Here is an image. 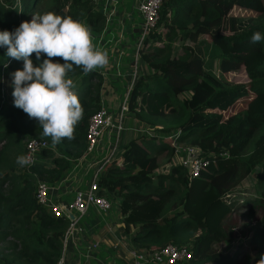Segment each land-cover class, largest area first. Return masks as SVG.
Wrapping results in <instances>:
<instances>
[{"label":"trees","instance_id":"obj_1","mask_svg":"<svg viewBox=\"0 0 264 264\" xmlns=\"http://www.w3.org/2000/svg\"><path fill=\"white\" fill-rule=\"evenodd\" d=\"M45 12L84 20L94 32L105 22L96 0H0V31H14ZM257 31L264 34V0L160 5L155 28L138 46V62L147 70L137 75L127 103L148 134L129 139L121 160L109 161L99 179V194L119 198L122 232L136 250L185 245L191 258L177 264H256L264 254V40L251 42ZM6 51L0 47V264H57L68 219L37 202L36 183L54 185L86 154L87 125L101 106L99 88L91 72H70L82 75L84 86L75 92L83 117L74 139L53 145L38 122L14 106L11 74L23 69V61ZM31 59L35 65L34 54ZM257 133L254 151L246 154ZM26 138L44 143L27 168L16 163ZM173 140L188 141L207 158L198 177L178 164L158 172L152 152L172 151ZM257 167L259 194L238 203V195L250 194L244 181L256 179ZM245 211L250 220L258 217L247 243L226 226Z\"/></svg>","mask_w":264,"mask_h":264},{"label":"crops","instance_id":"obj_2","mask_svg":"<svg viewBox=\"0 0 264 264\" xmlns=\"http://www.w3.org/2000/svg\"><path fill=\"white\" fill-rule=\"evenodd\" d=\"M107 1L105 0L101 13L105 15V23L109 20V28L105 24V28H102L100 32L91 31V34L94 45L108 53L109 62L105 67L91 72L90 82L99 88L101 106H104L116 118L121 94L127 89L130 71L133 68L131 50L137 48L140 39L142 21L134 22L133 15L137 14L136 10L138 11V5L142 0H132L131 5L129 0H124L121 10L115 7L118 0ZM145 70L147 67L141 63L139 73ZM81 76L78 77L81 78ZM80 86L81 88L84 86L82 81L78 87ZM134 121L137 120L133 119L130 122L127 120L126 124L130 126L129 123H132L134 128ZM137 125L138 127L146 126L139 121ZM131 134L132 132H126L122 136V141L120 139L121 142L116 135V143L113 144L110 141L111 133H105L97 148L77 160L60 181L54 185L48 183L51 197L65 202L72 201L69 200L72 196L70 191L76 193L78 190L87 189L98 166L106 160H121L122 146L129 139L136 137ZM113 150H115L114 155H112ZM43 160L48 162L49 158ZM172 164L174 163H169V166ZM111 199L114 205H117L114 210L102 214L98 209L90 208L69 233L67 242L65 245L63 243L61 250L62 254L65 246L66 264H133L130 252L136 249V245L130 236L122 232L124 223L119 210V198ZM104 252H107L108 256Z\"/></svg>","mask_w":264,"mask_h":264},{"label":"clouds","instance_id":"obj_3","mask_svg":"<svg viewBox=\"0 0 264 264\" xmlns=\"http://www.w3.org/2000/svg\"><path fill=\"white\" fill-rule=\"evenodd\" d=\"M262 40L261 32L252 34V43ZM0 47L7 49V57L23 61V69L11 74L14 106L37 121L53 145L74 139L83 107L68 73L80 68L88 74L109 62L108 53L94 45L91 28L54 12L34 14L30 22H22L14 31H0ZM42 56L46 58L41 62ZM54 58L63 63L53 62ZM16 163L27 166L31 156L19 155ZM256 264H264V254Z\"/></svg>","mask_w":264,"mask_h":264},{"label":"built area","instance_id":"obj_4","mask_svg":"<svg viewBox=\"0 0 264 264\" xmlns=\"http://www.w3.org/2000/svg\"><path fill=\"white\" fill-rule=\"evenodd\" d=\"M112 0H108L109 2ZM163 0H142L138 5V12L142 17L141 30H140V39L138 41V46L141 44L142 40L146 35L155 28L158 16L159 8ZM138 46L135 57V64L133 65V71L130 73L129 83L125 92V97L123 102L120 104L116 118L110 113L104 106L99 107L96 112L90 117L87 129H86V143L87 149L86 154L93 152L101 138L105 133H111V130H114L117 135L124 129L123 121L125 113L128 112V97L130 95L132 86L136 80L138 68ZM133 57V59H134ZM71 79L75 86V80L72 78L70 73L68 77ZM75 91V87H74ZM141 129V127H140ZM139 129V130H140ZM128 130V129H126ZM142 133H145L142 131ZM148 134V131L146 132ZM177 134V132H176ZM169 139L174 137V134L167 136ZM180 142L173 140L172 148L178 147ZM44 147V143L38 139L31 138L26 141L25 145V154L31 156V163L26 168L37 162L39 152ZM189 160L183 162L184 166H188V172L192 177H198L201 170L208 166L209 161L207 158H204L200 155V152L197 148L190 146L185 149ZM115 150H113L112 155H114ZM109 161L106 160L103 164L98 166L94 172L91 182L87 189L78 190L72 201L65 202L60 200H55L50 195V189L48 183L45 181H38L35 188V198L37 202L45 207L48 212L54 217H65L68 219V226L63 236V243L67 242L69 233L77 226L80 218L90 209L96 208L101 212H107L110 210L114 201L104 194H99V179L101 178L102 172L105 165ZM189 163V165H186ZM68 212L74 215L71 219L69 218ZM66 250L65 246L63 252L59 258L57 264H66L65 256ZM133 264H177L182 261H186L191 258L192 252L189 248L185 246H177L174 244H168L160 250L153 252H142L136 249H133L130 252Z\"/></svg>","mask_w":264,"mask_h":264},{"label":"rangeland","instance_id":"obj_5","mask_svg":"<svg viewBox=\"0 0 264 264\" xmlns=\"http://www.w3.org/2000/svg\"><path fill=\"white\" fill-rule=\"evenodd\" d=\"M123 3H124V0H118V4L115 5L116 9H120L121 10L122 7H123ZM104 4H105V0H96V6H97V8H101L102 9L104 7ZM131 4H132V0H129V5H131ZM136 13L137 14H134L133 15V18H134V22H137L138 23L139 21H142V17L140 16V14H139V12L137 10H136ZM81 22L84 23L85 25H87L84 20L81 21ZM105 24H106L107 28H109V20L106 23L104 22V24L102 25V28H105ZM136 49L137 48L135 47V48H133L131 50L132 57H134V54L136 53ZM133 63L135 64V57H134ZM140 64H141V62H138V68H137L138 73L140 72ZM132 71H133V68H131L130 73ZM72 78L74 80H76L75 83L77 82V84H75V90H76L78 88V85L80 84L81 78L80 77H77L75 79L74 76H72ZM129 78H130V76H129ZM125 92H126V89L123 92L124 94L123 93L121 94V98H120V101L121 102H120V104L124 100ZM133 119H134V117H133V115L129 111H128V114H127V112L125 113L124 121H123V124H122L123 127H124V129L118 135L119 136V141H120V139L122 141V136H124L126 132H132L131 136H136V137L141 136L140 133H142V131H144L145 133L147 132V126H143L142 125L141 126V131L139 130L140 127H138L137 121H134V128H132V123H129L130 126H128L126 124L127 123V120H128V122H130V121H133ZM131 128H132V130H128V131L126 130V129H131ZM110 132H111V139H110V141L113 144H115L116 143V135H117V133L114 130H111ZM258 133L255 136L256 138L246 148V151H245L246 154H249V152L254 151V149H255V143H256L257 138H258ZM28 139H30V138H26L23 141V143L25 144ZM180 143L181 144H179L178 147L176 146V147L172 148V151L171 150H165V151H160V152H157V151L152 152L153 154H156L157 157H158V163H159V170H158V172H163L164 170H166L167 169V166L171 162H173L176 165L177 164L178 165H182V164H184L183 162L189 160V157H188V155H187V153L185 151V149L187 147H190L188 141H183V142H180ZM186 165H189V163H187ZM182 166H184V165H182ZM184 167H186V166H184ZM187 167H186V170L188 171ZM257 168H258V176L256 177V179L249 177L248 179H246L244 181L245 182V185L249 189L250 194L248 193V195L247 194H240V195H238V199H237L238 203H246L248 201L247 198L249 196H257L259 194L260 187H258V185H257V184H259V182L257 183V179L259 181V178L258 177H259V174H260V171H261V167H257ZM82 190H84V189H82ZM74 194L75 193L73 191H70V195H72V196L69 197V200H72L73 199ZM116 206L117 205L112 204L110 210H108L107 212H101V213L102 214H106V213L110 212L112 209L114 210L116 208ZM262 212L263 211H261V213H259V214L261 215ZM256 219H258V217ZM256 219L252 218L250 220L247 217V215H246V211L245 212H242V213H234L233 216L230 218V220L226 223V226L229 229L233 230L238 235L239 239L241 238L244 243H247L249 241L250 236L254 233L253 227H254V223L257 221ZM181 246H185V245H181ZM185 247H187V246H185ZM104 253H106V255L108 256L107 252H104ZM109 263H112V262L109 261Z\"/></svg>","mask_w":264,"mask_h":264},{"label":"water","instance_id":"obj_6","mask_svg":"<svg viewBox=\"0 0 264 264\" xmlns=\"http://www.w3.org/2000/svg\"><path fill=\"white\" fill-rule=\"evenodd\" d=\"M103 12V11H102ZM68 215H69V218H73L74 217V215L73 214H71L70 212H68Z\"/></svg>","mask_w":264,"mask_h":264}]
</instances>
